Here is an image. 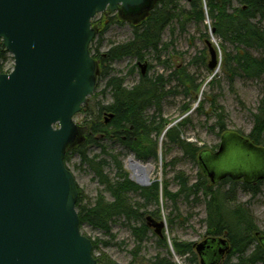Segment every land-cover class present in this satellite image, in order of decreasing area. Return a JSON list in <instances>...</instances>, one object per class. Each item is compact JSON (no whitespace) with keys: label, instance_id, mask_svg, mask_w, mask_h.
<instances>
[{"label":"water","instance_id":"1","mask_svg":"<svg viewBox=\"0 0 264 264\" xmlns=\"http://www.w3.org/2000/svg\"><path fill=\"white\" fill-rule=\"evenodd\" d=\"M153 5L154 0H0V40L14 57L13 69L0 74V264H97L92 239L81 232L78 184L65 162L66 150L81 138L74 117L97 87L92 20L104 12L150 11ZM207 46L208 68L216 71L218 51L212 41ZM140 67L147 75L148 62ZM220 144L216 153L199 157L213 185L227 177L253 185L264 180V147L233 132H225ZM147 223L160 236L167 225L151 216ZM260 240L264 245V236ZM194 249L201 264H220L230 253L224 237H209Z\"/></svg>","mask_w":264,"mask_h":264},{"label":"trees","instance_id":"2","mask_svg":"<svg viewBox=\"0 0 264 264\" xmlns=\"http://www.w3.org/2000/svg\"><path fill=\"white\" fill-rule=\"evenodd\" d=\"M188 3L190 7L185 8L180 6L179 0H154L150 11L139 10L131 15L119 12L116 21L120 24L129 22L133 28V37L124 43L114 45L103 54L98 50L93 52L90 48L100 68V73L109 74L106 85L112 101L106 105L102 103L98 105L95 120L89 121L86 125L88 131L85 141L82 140L81 133L80 141L66 150L65 162L67 164L70 157L78 153L82 164L88 165L89 169L94 172L97 180L105 186V192L112 195V200L109 201L104 193L100 192L95 200L83 204L85 195L78 186L79 197L76 205L80 216V226L82 228L85 224L90 225L111 235L113 219L125 217L128 223L134 222L131 231L136 237L137 247L132 253L137 257L141 252V244L152 231V228L148 226L147 217L151 216L157 221H163L160 210L153 213L146 211L150 203L160 202L161 192L162 196L173 201L175 206L177 199L181 196L196 199L202 193L206 199L207 237H224L229 243L230 253L220 261V264L264 263V245L260 240V237L264 236V231L256 225L250 209L238 203L239 180L235 181L227 177L213 185L202 171L201 179L195 184H190L185 174H179L176 178L179 179L180 190L174 193L169 190L168 182L161 184L156 181L152 186L140 187L130 180L128 173L124 170L120 154H110L118 171V177L112 180L105 171L109 161L98 157L92 158L87 151L89 145L99 144L100 139L108 138L119 141L125 149L133 152L138 160L147 161L151 157L158 159L161 135L170 122L162 117L160 121H157L155 116L148 118L145 113L151 107L160 113L163 99L171 92L167 90L168 83L163 75L151 78L147 73L141 76L136 86L128 88L124 84V79L111 75L109 71L110 64L114 60L125 57L137 59L138 64L146 62V54L159 50L163 32L178 17H183L186 22L195 20L197 23L211 18V29H215L213 36L222 41L221 47L224 51L222 69L227 79L231 84H234L237 76L244 79L262 80L264 89V0H188ZM109 20L113 21V18ZM111 21L107 26L111 24ZM93 25L97 29L100 24L94 23ZM10 58L0 40V74L9 72L5 66ZM196 59L203 61L201 57ZM204 64L206 65V62ZM169 78L177 79L184 85L186 91L188 88L191 90L192 87L198 92L196 95L200 93L201 87L195 85V81L183 69L172 73ZM260 100L257 112L253 114V128L246 138L248 137L256 146L264 147V92ZM191 108L187 106L185 110L189 111ZM213 108L218 113V123L224 131L225 115L215 100H213ZM106 114H108L106 116L108 119L103 120L102 116ZM109 114L113 116L110 117ZM184 126V122L175 124L165 133V136L180 146L186 155L199 161L204 151L184 137ZM152 134H155L158 139L152 138ZM102 150L106 152L104 146ZM261 182L256 185L243 182V187L257 194L260 191ZM226 185L229 186L228 190H226ZM131 192L139 193L145 203L141 205L131 202L129 197ZM92 242L94 252L99 250L98 241L92 240ZM158 243L164 246L169 245L164 232L162 236L159 235ZM171 243L176 254L187 257L194 264H201L200 257L198 258L195 253L194 243H186L177 239L172 240ZM94 257L97 264H118L103 252L99 257ZM169 263V260L163 259L153 264Z\"/></svg>","mask_w":264,"mask_h":264},{"label":"rangeland","instance_id":"3","mask_svg":"<svg viewBox=\"0 0 264 264\" xmlns=\"http://www.w3.org/2000/svg\"><path fill=\"white\" fill-rule=\"evenodd\" d=\"M179 2L180 6L190 7L188 0H179ZM104 13L97 15L92 20L93 24L100 25L96 29L97 36L90 47L93 52L98 50L102 54L114 45L130 40L134 34L129 22L120 24L116 21L119 12ZM112 18L113 21L109 20ZM110 21L111 24L107 26ZM211 25V18L197 23L195 20L186 22L183 17H178L163 32L161 38L163 40L159 50L157 52L150 51L145 57V61L148 62L147 73L149 77L157 78L159 75H163L168 83L167 90L171 91L163 99L160 113H157V110L151 107L145 115L148 118L155 116L157 121H160L162 117L170 123L161 135L158 159L151 157L147 161H141L153 163L155 166V171L150 178V186L156 181L161 184L168 182L169 190L173 193L180 190V182L176 178L179 174H185L189 178L190 184H195L201 179L202 167H200L198 160H193L184 153L180 146L171 142L165 136V133L175 124L184 122V137L191 143L200 146L202 151L214 154L221 145L223 133H240L245 137L251 133L254 125L253 114L257 112V107L264 92L262 80L244 79L237 76L234 84L230 83L222 69L224 59V51L221 47L222 41L218 37L211 36ZM208 41H212L214 47L218 50L220 63L216 71L207 68L208 63L211 61L207 46ZM9 56L11 58L7 61L5 68L10 72L13 69L14 60L11 54ZM197 57H201L203 61H197ZM181 69L187 71L195 81V85L201 87L198 95H196L198 92L194 91L192 87L191 90L188 88V91H186L184 85L178 82L177 79L169 78L172 73L180 72ZM140 71L141 68L137 59L125 57L114 60L110 64L109 72L111 75L124 79L125 86L132 88L141 79L142 73ZM97 75L99 77H97V87L94 94L89 98L88 103L84 105L82 112L74 117L80 129H82L83 141H85V135L88 131L87 123L95 120L98 114V105L101 103L106 105L112 101L110 91L106 85L109 74H101L99 68ZM213 100L218 103L224 112V131L221 130L220 123H218V113L214 111ZM187 106H191V110L186 111ZM106 116L108 114L102 116L103 120L108 119ZM151 137L158 139L155 134H152ZM102 146L105 147V153ZM87 151H89V156L92 158L98 157L109 161L105 171L112 180H116L118 171L110 154H120L124 170L128 173L130 180L134 181L131 176L132 171L127 167L126 159L129 154L134 155V157L135 154L125 149L119 141L102 138L99 144L89 145ZM67 162L68 169L74 174L76 183L85 195L83 204L95 200L100 192L104 193L109 201L112 200V195L105 192V186L97 180L94 172L89 169L88 165L82 164L78 153L72 155ZM227 169L234 168H220L219 171L223 172ZM259 169H262V167H259ZM249 170L251 171L252 168L249 167L247 172ZM134 182L142 187L136 181ZM259 186L260 191L254 194L244 188L243 181L240 180L238 182L237 198L238 203L250 209L256 225L261 231H264V180ZM143 187L149 186L145 185ZM225 187L226 190L229 189L228 185ZM129 197L131 202L141 205L145 203L144 198H141L137 192H131ZM177 200L175 206L174 202L163 197L161 192L160 202H153L148 205L146 211L153 213L160 210L162 219L167 223L163 232L167 236L169 245L159 244V235L152 229L148 238L141 244V252L137 257L132 253L137 247L136 237L131 231L134 222L128 223L123 216L115 217L111 222V235L86 224L81 228V232L86 237L98 241L99 250L94 252L93 249L94 256L99 257L103 252L118 264H153L163 259L169 260V264H194L187 257L176 254L171 242L177 239L186 243L198 244L208 236L205 221L207 217L206 199L201 193L196 199L194 197L187 199L186 196H181Z\"/></svg>","mask_w":264,"mask_h":264},{"label":"bare ground","instance_id":"4","mask_svg":"<svg viewBox=\"0 0 264 264\" xmlns=\"http://www.w3.org/2000/svg\"><path fill=\"white\" fill-rule=\"evenodd\" d=\"M126 164L129 170L132 171V179L140 185H149L151 183V175L155 171L153 163H144L138 160L134 155L129 154L126 159Z\"/></svg>","mask_w":264,"mask_h":264},{"label":"flooded vegetation","instance_id":"5","mask_svg":"<svg viewBox=\"0 0 264 264\" xmlns=\"http://www.w3.org/2000/svg\"><path fill=\"white\" fill-rule=\"evenodd\" d=\"M139 65V67H140V64H138ZM141 68V67H140ZM141 72V71H140ZM243 182H244V179L242 178L241 179ZM209 237H211V236H209ZM209 237H206L204 240H206L207 238H209Z\"/></svg>","mask_w":264,"mask_h":264}]
</instances>
